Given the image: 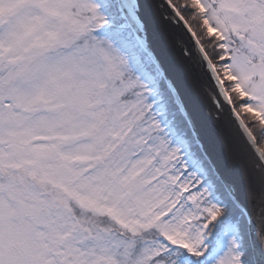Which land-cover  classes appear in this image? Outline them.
Masks as SVG:
<instances>
[{"label": "snow or ice", "instance_id": "1", "mask_svg": "<svg viewBox=\"0 0 264 264\" xmlns=\"http://www.w3.org/2000/svg\"><path fill=\"white\" fill-rule=\"evenodd\" d=\"M136 7L206 70L218 157L172 146L96 0H0V264H264V0Z\"/></svg>", "mask_w": 264, "mask_h": 264}, {"label": "water", "instance_id": "2", "mask_svg": "<svg viewBox=\"0 0 264 264\" xmlns=\"http://www.w3.org/2000/svg\"><path fill=\"white\" fill-rule=\"evenodd\" d=\"M120 4L130 7L125 14L167 80L198 143L203 145L210 157L217 158L221 144L218 122L214 119V104L205 86L206 70L197 66L194 59L182 54L183 41L179 38L178 29L172 26L163 29L158 17L147 8L136 7V0H120ZM130 10L136 14L140 24L131 17Z\"/></svg>", "mask_w": 264, "mask_h": 264}, {"label": "trees", "instance_id": "3", "mask_svg": "<svg viewBox=\"0 0 264 264\" xmlns=\"http://www.w3.org/2000/svg\"><path fill=\"white\" fill-rule=\"evenodd\" d=\"M96 2L100 4L101 11L110 21L109 25L101 29V35L105 34L115 38L119 47L124 51H126L127 45L123 42L128 41V46H130L128 49L133 51V55H129L130 63H128L133 76L138 77L148 86L149 93L147 95L155 112L161 118L164 128L170 131L186 153L191 152L193 141H197L191 125L181 111L164 75L159 71L145 45L140 42L130 26L121 9L120 1L96 0Z\"/></svg>", "mask_w": 264, "mask_h": 264}, {"label": "rangeland", "instance_id": "4", "mask_svg": "<svg viewBox=\"0 0 264 264\" xmlns=\"http://www.w3.org/2000/svg\"><path fill=\"white\" fill-rule=\"evenodd\" d=\"M120 1V0H119ZM123 3H125V2H123ZM125 6L126 7H123L122 5H121V9L123 10V13H124V15L126 16V14H125V10L126 9H130V7H128L127 6V4H125ZM108 13H109V10L107 11ZM106 12V13H107ZM129 13H130V15H131V17L134 19V21L137 23V24H140V22H139V19H138V17L136 16V14L135 13H133L131 10L129 11ZM128 22H129V20H128ZM129 24L131 25V23L129 22ZM135 32V31H134ZM100 36H101V38H104V39H108L110 42H112L113 43V45L116 47V48H118L120 51H121V53L127 58V60H128V63H130L129 62V55H133V51H130L128 48H130V46H128V41H124L123 42V44H125V45H127V48H126V51H124L121 47H119V45H118V43L116 42V39L115 38H111V37H109V36H107V35H105L104 34V36H106V37H104V36H102L101 34H102V31L100 30ZM135 34L137 35V38L140 40V42H142L143 44L145 43L144 42V40H143V38L142 37H140L139 36V34H137L136 32H135ZM142 44V45H143ZM147 99H148V102L149 103H151V101H150V99H149V96L147 95ZM153 112H154V114L156 115V117H157V119L160 121V123H161V126H162V128L164 129V133L167 135V138L171 141V143H172V146H174V147H179L183 152H185V150H184V148L173 138V136H172V134L170 133V131H168V130H166L165 128H164V125L162 124V120H161V118L157 115V112H155V110H154V108H153ZM186 153V152H185ZM185 158H186V156H185ZM187 159V158H186Z\"/></svg>", "mask_w": 264, "mask_h": 264}]
</instances>
